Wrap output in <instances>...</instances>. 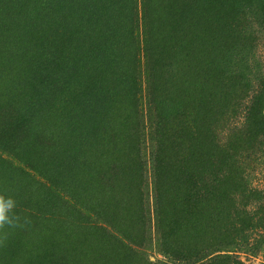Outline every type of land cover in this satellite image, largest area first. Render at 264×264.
I'll use <instances>...</instances> for the list:
<instances>
[{
  "label": "trees",
  "instance_id": "16d2710c",
  "mask_svg": "<svg viewBox=\"0 0 264 264\" xmlns=\"http://www.w3.org/2000/svg\"><path fill=\"white\" fill-rule=\"evenodd\" d=\"M261 49L264 0H0V264H264Z\"/></svg>",
  "mask_w": 264,
  "mask_h": 264
},
{
  "label": "rangeland",
  "instance_id": "374dc122",
  "mask_svg": "<svg viewBox=\"0 0 264 264\" xmlns=\"http://www.w3.org/2000/svg\"><path fill=\"white\" fill-rule=\"evenodd\" d=\"M259 54L264 57V50L261 49L259 50ZM257 183V182H256ZM256 183H254V185H256ZM242 261H244L246 264H260L261 263V258L260 257H256V258H247L245 259V257H242Z\"/></svg>",
  "mask_w": 264,
  "mask_h": 264
}]
</instances>
